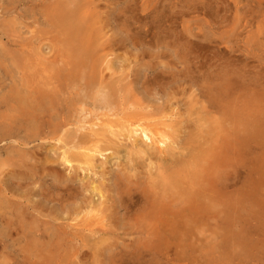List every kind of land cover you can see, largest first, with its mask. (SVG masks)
Wrapping results in <instances>:
<instances>
[{
    "label": "bare ground",
    "instance_id": "obj_1",
    "mask_svg": "<svg viewBox=\"0 0 264 264\" xmlns=\"http://www.w3.org/2000/svg\"><path fill=\"white\" fill-rule=\"evenodd\" d=\"M9 1H10V3L11 2L13 3V5L11 3L12 7L14 6V2H15V4H16V2H18V3H26L27 2L30 5L29 6L30 7V12H29L30 14L26 15L27 17H25L26 18L25 23H27L26 25H28V23H29L28 21H30V24L36 25L38 27V29L35 28L38 36L37 37L35 36V38L37 40L36 41L34 40L35 41L34 43H32L30 41H29L30 43L24 42L25 39L22 42H18V41H12L7 36L6 30H5L6 27L1 25V23L3 24L4 21L0 22V33H1L0 38L2 39V41H3L4 37L7 38V41L4 43L3 51L4 50H6L7 52L13 51V52L9 53L10 56L8 55V53L6 51H4V52L7 53L10 61L15 63L22 72L21 73L22 78L20 77L21 81H20V79H19L20 82L17 81L19 83L18 88L12 89V91H11L12 94L9 96L10 101H11L10 102L11 103L10 104L11 110L16 114V118H18L21 127H14L15 123L12 124L13 127H10V128L6 127V126L4 127L3 125H2L3 127H0V142L3 143V141L11 139L14 143L18 144L17 147H15L13 145V147L16 149L13 150L10 153V155H12L13 152H18L19 150H17V148L21 149L20 146L22 147V146L29 145V143L32 141V139H34L36 137L37 131H39V129L41 128V127L38 128L39 126L36 127V124L38 122H39V124H41L40 123L41 119L46 118L47 114H49L51 111H53L52 109H53V107H55L57 94L54 92V90L52 88H50V85H51L50 79H51V77L56 76L57 80H58L59 79L58 73L63 75L62 68H59L58 71L54 70L53 73H51V71H50L51 74H49V73L45 74V72H47V71L49 72V69L51 70V66H49L47 64L45 65V68L43 66L44 70H42L43 68L42 69L38 68L39 64L43 63V62H40L41 59H45V60L48 59V58L47 59L42 58L43 56L41 57V55H40L41 59L39 60V64L36 62L37 55L39 54V53L38 54L36 53V52H39L36 50H41L42 46L43 47L48 46L49 49L53 52L52 57H50L48 59L49 64L52 65L53 64L52 62L59 63V61L61 60L60 62H62L63 65L70 66L69 72L65 73V77L63 76V78H65V80L70 79V82L72 81L79 88L78 91H80L81 93H79L78 95H80V97H81V112L83 113V116L85 115V117H87L88 114L91 115L93 112L97 113V111L100 110L101 112L103 111L102 114L99 111V113L101 114V117H104L105 119H103V118L100 119V117H99L100 123L95 122V123H91L90 125H89L90 122L89 123H83L85 125L86 124L89 125V127H87L85 129L86 130L85 133L83 131L82 133H84V134H80L78 136L77 141L75 140L74 144H71V145H73L72 147H69V149H67V150L65 148L60 150V151H62V153H60L61 154V156H60L61 161L60 162H62L61 164L64 165L63 166L64 168L66 166V168H67V170H69V172L72 171L73 169H75V166H76L77 169H81L82 171L84 170L87 172L90 171L94 174V176H96V177L99 176L101 178V181L99 184H96L94 186L92 185L93 186V188H92L93 192H95L99 197V199H98L99 201L97 203H95V197L94 196L82 197L80 195V193L74 189V187L68 185L67 183L63 182L64 183L63 187H61V188L58 187L59 192L60 191L62 192V194H60L61 199L59 201L61 209L66 210L68 208V205H73V208H71V207L70 208L74 212L76 217H74L71 222L73 223V221H75L76 222L75 224H70V225L66 226L63 223H58L59 218H57L56 216L50 217L49 220H42V219H40L42 215L41 214L37 215L33 211L30 212V214H28V211L24 210L23 206H22L23 204H22L21 200L24 197L21 196L22 194L20 195V193L17 192L18 189L21 188V182L17 181V183H15V182H13V180L14 179L20 180L19 177L23 174H29V177L35 176L37 174L34 172L35 170H37L36 165L35 166L33 165L32 167L28 168V169H30L28 171H23L21 169L28 166L26 163L27 159L21 157L19 152H18L19 155H17V156H16V153L12 157H10L9 155H7L6 158L1 156L2 158H5V159H3L4 161L2 159H0V257H6V256L14 255L17 257H19V256L27 257V259L38 258V259H41V261H42L41 263H38V264H51L52 260L58 261L60 259L59 258L60 256H63L62 258L65 259L69 255L70 256H76V258H78L80 255L84 257L85 255L88 254L91 256H95V257L96 256H103L104 258L109 260V263L111 262L112 264H119L122 262V260L124 258L128 257L129 254H131L133 252L138 253L137 255H139V253L143 254L146 252H151V253L153 252L152 254H154V255L158 254L157 256H159L160 254L163 253L164 250H166L171 245H173V247H174L173 248L174 249V255H178L180 253L178 250L180 248V242H181L183 236L190 237V233L191 234L194 233L195 229H193V226L196 225L197 222L200 220L199 215H206V214L209 215V213L212 211L213 207H215V204L218 203L216 197H214V192L217 191V187L220 184H222L223 182L219 183L220 180L216 179L215 177L214 178L213 177H208V178L206 177L205 179L209 180V182H210L208 184L210 188L204 189V190L202 189L201 191H200V189H201L200 187H201L202 183L200 184V186H198V184L196 182L197 180H199L201 178V174H202V172H204V171H202L203 170L202 168L205 166L206 163L208 164V162L210 161V160L208 161L209 158H211V157L216 158L217 167L225 164L224 159H219L216 157L217 154H216L215 150H217L218 147H216L214 145L212 148H211V146H209L207 148H205L203 146V147H199L197 149H192V151L190 150L191 152L189 153V159L188 160L183 159L185 156L181 157V158L177 157V155L185 154L183 151V150H185V148H184L185 144L183 143V141L181 140V137H180V135L182 134V129H183L182 125H181L182 120L180 119L182 114L179 112V109L176 105L177 103L174 104L172 102L174 105L172 104L173 106L171 108H169L168 110H164L162 108L158 109L156 106H154V104L151 105L149 103L150 100H149V102L145 100V99H149V98L144 99L143 97L140 96V94H138L136 92L137 89L135 88V84H134L135 80H132V81L126 80L129 78V76H128V78H124V80L126 82L128 81V83H124L126 85H123L122 83L124 82V80L122 79V77H118V75H117V78H116L117 72L115 70H113V60L108 59L110 56H113V54H112L113 49L111 47L115 46V45L112 44V46L110 45L111 47L107 48L105 46V43L103 42L104 41L103 39L105 38L107 33H105L102 36V33H103L102 27L103 26H101V25L103 24V18L102 17H104V16H101V15L104 14V10H105L106 6L104 5L105 6L104 9H102V11H101L102 6L100 8V6L98 4V2L100 0H15V1L9 0ZM162 1L163 0H161L159 4L164 2V1L163 2ZM131 2L132 1L128 0V3H131ZM165 2H166V0H165ZM5 5H7V4H5ZM5 5H2V7ZM0 6H1V4H0ZM153 6H154V0H153V2L151 0H140V1L133 0V5H132L133 8L128 7V9L130 11V12L129 11L128 12L131 13L130 16L127 17L128 20L133 18L139 24L143 23L144 21H146V23H147V18H149L151 16H148L147 14H143V13L147 12L148 10L150 11L149 13L157 12V7L154 8ZM166 6H164V7H166ZM25 7H28V6L25 5L23 8H25ZM171 7H172V5H171ZM171 7L169 9H171ZM3 9L4 8H2L1 10H3ZM13 10H15V9L5 7V11L7 13H11V12H13ZM165 10L164 9L158 10V12H159V14H161V13L164 14ZM138 11H139V13H136ZM175 11H176V8H175ZM1 12H4V10ZM16 13H18V12H16ZM177 13H178V11L176 13H173V16L175 19H177V16H178ZM166 14H168V13H166ZM13 15L14 14H12V16ZM16 16H14V18ZM23 16H24V13H23ZM156 16L157 15L155 13V17ZM171 16H172V14H171ZM120 17H121V15H120ZM164 17H163V20H164ZM11 18H12V22H13L14 18L10 16V19ZM2 19H3V16H2ZM4 19H5V17H4ZM6 19H7V17H6ZM21 19H23V18H21ZM104 19H106V18H104ZM113 19L115 20V18H113ZM160 19H161V17H160ZM125 20H126V18H125ZM155 20H157V19H155ZM165 20H166V17H165ZM17 21H18V19H17ZM19 21H20V19H19ZM159 21L161 22L162 20H159ZM12 22H11V25L13 24ZM160 22H159V24H160ZM17 23L19 24V22H17ZM106 23H107V21H106ZM117 23H118V21H117ZM146 23L144 22V24H146ZM157 23H155V24L157 25ZM169 23H171V22H169ZM20 24H22V23H20ZM159 24H158V26H159ZM163 25H165V24L163 23ZM22 26H23V24H22ZM145 26L146 25L142 24V27L145 28ZM24 28L26 30V27H24ZM161 29H163V28H161ZM152 30H154V28ZM144 31H145V29H144ZM19 33H22V32L19 31ZM254 35H255V33H254ZM250 40H251V36L249 35L245 44L246 45L249 44ZM133 41H134V39H133ZM195 41L188 40V44L186 45V47L191 48V51H194V53H198V52H195V49L196 48L197 49H204L205 45H204V47L200 46V43L195 42ZM42 42H44V45L41 44L42 45L41 48L36 49V44L42 43ZM5 48H7V49H5ZM13 48H15V49H13ZM32 49L34 50V52L36 51L35 54L32 52ZM206 50H207V53L210 52L209 48ZM4 52H2V53H4ZM4 54H2V55H4ZM184 54H186V53H184ZM7 55L5 54L6 57H7ZM46 55H48V54H46ZM1 57L2 56L0 55V59L2 60ZM175 58H176V56H174V60H175ZM50 59L52 62L49 61ZM202 59L204 60V58H202ZM180 60L181 59H179V61ZM235 60H237V59H235ZM176 61H178V59ZM179 61H178V63H179ZM101 62L102 63L105 62L104 64H106V68H104V69L111 71V75L109 74V77H107V76L105 77L101 71H98V67H99V64H101ZM7 63H9V62H7ZM174 63H175V61H174ZM188 63H189V60H188ZM237 63H240V61ZM186 64L187 63H185V67H186ZM228 64H229V62H228ZM101 65H103V64H101ZM101 65H100V67H101ZM54 66H55V64H54ZM54 66L52 68H54ZM241 66H243V65H241ZM8 67H10V66H8ZM8 67H6V68H8ZM137 67H139V66H137ZM166 67H167V65H166ZM200 67H201V65H200ZM211 67L212 66L210 65V68ZM234 67H232V68L234 69ZM239 67H240V65H239ZM245 67H247V66H245ZM10 68H12V67H10ZM56 68L58 69V67H56ZM179 68H177V71ZM186 68L188 70V74L184 75L185 78H184V80L182 79V82L188 83L191 90H192V88L197 87V90H199V93H198L199 98H201L200 100L204 99V101L206 103V106H204L202 104V107L210 110L209 113L218 114L220 119L222 120L221 122H224V124L226 123V127H227V121H228V123H230L229 121L231 120V117H233L232 122H236V123L244 122V117L241 116V114H240L241 112H238L239 109L238 110L235 109V110H237L238 113H235L236 111L234 110V107L236 104L235 100L237 97L240 98V96H238L239 95L238 94L239 89L233 84L234 83L233 81H235V80L232 81V78H229V77H228V79L225 78L226 79L225 80L221 76H220V78H219V76H217L218 77L217 79H211V77L206 78V76L204 77V75H202L201 77H197L195 75L191 76L192 75L191 73L195 74V72H197L198 69L196 67L194 69V67L192 65L188 66ZM221 68H222V66H221ZM241 68H243V67H241ZM162 69H164V68L162 67ZM201 69H202V67H201ZM201 69H199V70H201ZM219 69H220V67H219ZM226 69H227V67H226ZM7 70L8 69H6V71ZM156 71H158V69ZM165 71H166V69H165ZM207 71H209V70H207ZM220 71H221V69H220ZM226 71H224V72L226 73ZM233 71L234 70H232V72ZM217 72H218V70H217ZM239 72H241V71H239ZM120 73H121V71H120ZM147 73H149V72H147ZM174 73H175V71H174ZM157 74H158L157 72L152 73L151 75L153 77H149L150 75H148L146 77V79L141 83L142 87L144 88L143 89L144 92L146 94L148 93V95H151V94L153 95L155 93V90H157V89L164 91L165 88H172V90H174V91L170 90L171 93L169 92V94L172 96V94L175 95V93H176L175 89L180 88L182 86V85L181 86L179 85V81L177 84V81H174V79L168 78L167 76H165L166 78L161 77L159 79V75H157ZM201 74H202V72H201ZM211 74H215V73L213 72ZM230 74H232V73H230ZM233 74L236 75L235 71ZM238 74L239 73L237 72V75ZM161 75H163V74H161ZM235 75H233V76H235ZM8 76H9V73H8ZM113 76H115V78ZM214 76H216V75H214ZM242 78L240 79L241 81L246 79V77L244 79H242ZM7 79H10V76ZM129 80H130V78H129ZM5 81H6V78H5ZM246 81H247V79H246ZM68 82H69V80H68ZM213 84H214V86H212ZM69 86L70 85L68 84V87ZM142 87H140V88H142ZM184 89H186V88H184ZM190 91H189V93H191ZM183 92H184V90H183ZM245 92H246V90H245ZM195 93H197V92H195ZM167 94H168V92H167ZM192 94H193V91H192ZM58 95H59V93H58ZM156 95L153 97H156ZM164 95H162V97ZM168 97H169V95H168ZM189 97H190V95H189ZM5 98H7V97H5ZM57 99H59V96ZM179 99L180 98L175 99V101L179 100ZM183 99L186 102L187 99L186 100H185V98H183ZM183 99H182V101H183ZM198 99H197V101H198ZM173 100H174V97H173ZM168 101H170V100H168ZM3 102H4V100H3ZM188 103H186V104H188ZM242 104L243 105L245 104L244 100L242 101ZM5 105H6V101H5L4 107H5ZM76 105H77V103H76ZM87 105H93L94 111L88 110L86 107ZM197 105H198V103H197ZM163 106H164V104H163ZM199 106H201V105H199ZM240 107H242V106H240ZM72 109L74 111L73 107H72ZM195 110H197V109H195ZM194 112H196V111H194ZM196 113H195V115H196ZM198 113H200V112H198ZM194 117H196V116H194ZM259 117L260 116H258V118ZM96 118H97V116H96ZM10 119L12 120L11 117H10ZM198 119H197V123H198ZM9 120L7 122H9ZM96 120H98V119H96ZM96 120H94V121H96ZM214 120H216V118ZM254 121H255V123H254ZM200 122H201V120H200ZM258 122H259L258 120H253L252 123H254V124L251 125L253 127V132L251 130L250 131L252 132V134H254V137H253L254 141H255V139L257 140L259 138V135H260L259 132L262 131V130H259L257 128V127L261 126L260 124L258 125ZM262 122L264 123V120ZM211 124L212 125L216 124V127H222V125H223V123L221 125V123L218 121H216V122L214 121ZM199 125H200V123H199ZM201 125L203 126V124H201ZM242 125H244V123ZM7 126H9V125H7ZM77 127H79V125ZM179 127H181V129ZM205 127L207 128V126H205ZM210 127H212V126L210 125ZM244 127H247V125L245 124ZM80 128L84 129L85 126H81ZM233 129H235V128H233ZM241 130L242 129H240V131ZM23 131H25L24 135L21 134ZM210 131H205L204 132L205 134L203 132L201 134L198 133V135H196L195 137L196 138L197 137H199V138L208 137L209 138L210 136H208V135L213 134V132H212L213 130L210 129ZM263 131H264V129H263ZM242 132H240V133H242ZM66 133H67V131H66ZM188 133H190V132H188ZM215 134L217 135V133H215ZM246 134H247V132H246ZM65 136L66 135H64V137ZM211 137H213V136H211ZM228 137H226V138H228ZM240 137H242V135ZM261 137L262 136L260 135L259 140L261 139ZM15 138H17V139H15ZM247 139H248V137H247ZM53 140H55V139H53ZM69 140L70 139L67 140L68 143L65 141L64 144H66V143L70 144ZM189 141L193 142L194 138L192 137L191 139H189ZM123 142H127V144L125 143L126 146L124 145L125 146L124 148L128 149L127 150L128 151V155H127L128 162L126 163V161H125L126 164L123 165L121 168L122 170H124V173H116V171H115V175H114V174H111V173H113V171L108 170L105 167V165L107 164L108 160L111 159V157H113L114 155H118L119 151L121 153L120 147L122 148ZM228 142H227V144H228ZM241 142H243V141L241 140ZM9 143L12 144V142H9ZM67 144L65 146H67ZM188 144H189V142H188ZM199 144H200V142H199ZM232 144H234V143L232 142ZM203 145H206V144H203ZM242 145H243V143L241 144V146ZM193 146H195V145H193ZM5 147L6 146H4L3 148L5 149ZM186 147H187V145H186ZM245 147H246V145H245ZM107 152H112V154L106 156L105 161H99L98 160L99 156L104 157V153H107ZM258 152H259V150H258ZM253 155H256V154H253ZM48 156H50V155H48ZM187 156H188V154H187ZM16 157H18V158H16ZM235 157H236V155H235ZM120 158H121V156H120ZM139 159H141L142 162H139L138 161ZM253 159H254V157H253ZM248 161H250V159ZM46 162H42L43 166L39 169L41 172H44L46 170V166H45ZM242 162H244V161H242ZM261 163H262V161H261ZM36 164H37V162H36ZM38 164H40V166H41V163H38ZM235 165H236V163H235ZM246 165H248V164L246 163ZM246 165L244 164V166H246ZM252 165H254V164H252ZM141 166L143 168L144 167H147V168H144V171H143ZM4 167H6V168L3 169ZM98 167L99 168L102 167V169H101L102 171L98 172V170H97ZM234 167H236V166H234ZM243 167L241 166V168H243ZM258 167H260V166H258ZM1 168L3 169L2 171H1ZM230 169H231V166H230ZM241 170L242 169H240V171ZM243 170H245V168ZM231 171H232V169H231ZM263 171H262V173H263ZM143 173L145 174L144 177L141 176ZM237 173H240V172L238 171ZM218 174H219V172H218ZM245 174H247V173H245ZM250 174H252V173H250ZM243 175H244V173H243ZM107 176H112V177L108 179ZM243 177H245V176H243ZM36 178H38V177L36 176ZM217 178H219V177L217 176ZM68 180L72 182L71 179H68ZM200 180H202V179H200ZM35 181L36 180H34V182ZM57 182H59V181H57ZM92 182L96 183V181H92ZM229 182H231V181H229ZM224 186H226V185L223 184V187ZM230 186H232V185H230ZM43 193L44 192H42V194ZM247 193H249V192H247ZM240 194L242 195V193H240ZM220 195L222 196V193ZM200 196H204L205 200L206 199L209 200V203H205V202L203 203L202 201H199V199H197V198H200ZM78 199H80V200L78 201ZM220 199L222 201V198H220ZM27 201H29V200H27ZM222 204H223V202H222ZM242 204H244V203H242ZM248 205H249V203H248ZM237 208H238V206H237ZM250 208L251 207H249V209ZM31 210H32V208H31ZM257 211H259V210H257ZM224 213L226 214V212H224ZM239 213H241V212H239ZM69 214H70V212H69ZM211 214H214V211ZM71 215H72V213H71ZM45 216L46 215H44V217ZM78 216H80V217H78ZM213 216L214 215H212V217ZM226 217H224V218H226ZM204 219H205V217H204ZM213 220H215V219H213ZM223 222H222V224L225 223V222L224 223ZM240 224H241V221H240ZM225 225H226V223H225ZM184 226L185 227L187 226L189 229L188 231L186 230V233H187L186 235H184L183 230H181L182 227H184ZM229 227H230V224H229ZM68 228H70L71 230H68ZM72 230H75V232H77V233L72 232ZM120 230H123L122 235L127 236L129 238L133 235H138V237L139 236L141 237V240L143 238L144 239L148 238V240H145L143 242H138L136 240L133 241L132 239H128V241H125L123 244L119 245L120 243L119 244H118V242L116 243L115 239L121 235V234H119ZM191 230H193V231H191ZM241 235H242V233H241ZM244 238H242V239L244 240ZM124 240H126V239H124ZM183 240H185V239L183 238ZM18 242L19 243L24 242V245L17 249L16 245L19 244ZM191 242H193V241H191ZM69 244H70V247H69L70 249L66 248V250H65V248H64L65 245L68 246ZM84 249H87V250H84ZM63 251H66V252H64V254H62ZM148 254L152 255L150 253H148ZM70 260H71V258H70ZM75 260H77V259H75ZM136 260H138V259H136ZM152 260H153V257H152ZM175 260H176V258H175ZM65 261H66V259H65ZM52 262H54V261H52ZM141 263H143V262H141ZM57 264H58V262H57Z\"/></svg>",
    "mask_w": 264,
    "mask_h": 264
},
{
    "label": "rangeland",
    "instance_id": "obj_2",
    "mask_svg": "<svg viewBox=\"0 0 264 264\" xmlns=\"http://www.w3.org/2000/svg\"><path fill=\"white\" fill-rule=\"evenodd\" d=\"M129 1H132V2L128 3V0H100L98 2L100 8L102 6L101 11H102V9H104L105 6L107 7V8L105 7L104 14L101 15V16H104V17H102L103 18V24L101 25V26H103L102 27L103 33L102 32L101 33H102V36L105 33H107V35L103 39L104 40L103 42L105 43V46L107 48L111 47L112 44L115 45V46L111 47L113 49V51H112L113 56H110L108 59L113 60V70H115L117 72L116 78L118 75V77H122V79L124 80V78H128V76H129L130 80H129V78L126 80H128V81L135 80L134 84H135V88L137 89V90L135 89L136 92L138 94H140V96L143 97L144 99L149 98V99H145V100L148 102L150 100L149 103L151 105L154 104V106H156L158 109L162 108L164 110H168L174 104L177 103L176 105L179 109V112L182 114L180 119L182 120L181 125H182L183 129H182V134L180 135V137H181V140L183 141V143L185 144L184 145L185 150H183L185 154L177 155L178 158L185 156L183 159L188 160L189 159V153L192 151V149H197V148L203 147V146L205 148L211 146V148H212L215 145L216 147H218L217 150H215V152L217 154L216 157L219 159H224L225 164L221 165L222 167L221 166L217 167L216 158L211 157L208 159V161L210 160L208 162V164L206 163L205 166L202 168L203 169L202 171H204V172H202L201 178H200L202 180L199 179L196 181L198 186H200V184L202 183L201 187H200L201 188L200 191L202 189L204 190V189L210 188L208 185L210 182H209V180L205 179L206 177L207 178L208 177H213V178L215 177L216 179L220 180L219 183L223 182L222 184H220L217 187V191L214 192V197H216L218 203L215 204V207H213V209L209 213V215L208 214L199 215L200 220L197 222L196 225L193 226V229H195V230H194V233H192V234L190 233L191 238L188 236H183V238L185 240H183V238H182V240L180 242V248L178 250L180 252L178 254L179 256L174 255V249H173L174 247H173V245H171L166 250H164L163 253L160 254L159 256H157L158 254H155V255L152 254L153 252L152 253L146 252L143 254L139 253L140 256L137 255L138 253L133 252V253L129 254L128 257L124 258L122 260V262L119 264H123L124 262H125L124 264H133V263L134 264H143V263L144 264H264V171H263L264 170V162H263L264 161V131H263L264 123L262 122L264 120V117H263L264 116V107H263L264 106V96H263L264 95V86H263L264 85V0H194V1L193 0H166V2H165V0H163L164 2L162 1L163 3H161V4H159L161 0H154V6L153 7L154 8L157 7V12H155L157 16L155 17V13H149L150 12L149 10L147 12L143 13V14H147L148 16H151V17L147 18V23H146V21H144L146 24H144V22L139 24L133 18L128 20L127 17H129L131 14V13H129L130 11H129L128 7H132V5H133V0H129ZM137 1H140V0H137ZM151 1L153 2V0H151ZM0 2H1L0 3L1 4V6H0V16H1L0 22L4 21L3 24L1 23V25L6 27L5 30H6L7 36L12 41L22 42L25 39L24 42L34 43L37 40L35 38V36L36 37L38 36V34L36 32V29H38V27L36 25L30 24V21H28L29 22L28 25H26L27 23H25V19H26L25 17H27L26 15L30 14L29 13L30 12V7H29L30 5L27 2L26 3L16 2V4H17L16 5L14 2V6L12 7L13 3L11 2L12 3V5H11L9 0H0ZM5 4H7V5H5ZM2 5H5V6L2 7ZM25 5L28 7L23 8ZM171 5H172V7H171ZM164 6H166V7H164ZM5 7L6 8H14L15 10H13V12H11V13H7L5 11ZM170 7H171V9H169ZM2 8H4L3 9L4 12H1V11H3V10H1ZM175 8H176V11H175ZM163 9L164 10L166 9L165 13L159 14L158 10H163ZM177 11H178L177 15L179 17L177 16V19H175L173 16V13H176ZM16 12H18V13H16ZM23 13H24V16H23ZM136 13H139V11ZM166 13H168V14H166ZM170 13L172 14V16ZM12 14H14V15L12 16ZM120 15L122 18L120 17ZM2 16H3V19H2ZM10 16L13 18H14V16H16L17 18L15 17L13 22H12V18L10 19ZM164 16L166 17V20H165ZM4 17H5V19H4ZM6 17H7V19H6ZM160 17H161V19H160ZM163 17H164V20H163ZM21 18H23V19H21ZM104 18H106L107 20ZM113 18H115V20ZM125 18H126V20H125ZM17 19H18V21H17ZM19 19H20V21H19ZM155 19H157V20H155ZM159 20H162V21L160 22ZM106 21H107V23H106ZM117 21H118V23H117ZM11 22L13 23L12 24L13 26L11 25ZM17 22H19V24ZM159 22H160V24H159ZM169 22H171V23H169ZM20 23H22L23 26ZM155 23H157V25ZM163 23L165 25H163ZM142 24L146 25L145 28L142 27ZM158 24H159V26H158ZM24 27H26V30ZM153 28H154V30H152ZM161 28H163V29H161ZM144 29H145V31H144ZM19 31L22 32L24 35L22 33H19ZM254 33H255V35H254ZM249 35L251 36V40L249 41L250 43L248 42L249 44L246 45L245 43H246ZM0 37H1V33H0ZM133 39H134V41H133ZM188 40H192V41L196 40L195 42L200 43V46L204 47V45H205V47H204V49H197L196 48L195 52H198V53H194V51H191V48L186 47V45L188 44ZM6 41H7L6 37L3 38V41H2V39L0 40V55L2 56L1 57L2 60L0 59V62L2 61L0 63V77H1L0 78V102L2 101L0 103V112H1L0 113V122H1L0 127L6 126V127L10 128V127H13L12 124H14V123H15L14 127H21L18 118H16V114L11 110V107H10L11 101H10L9 96L12 94V92H11L12 89L18 88L19 83L17 81H19L20 77L22 78V74H21L22 72L18 68V66L15 63H13L12 61H10V59H9V56H10L9 53L13 52V51L7 52L6 50H4L8 53L9 56L7 55V53H5L3 51L4 43ZM41 44L44 45V42L36 44V49L41 48V46H42ZM113 47L114 48L116 47V48L114 49ZM208 48L210 49L209 53H207V50H206ZM5 49H7V48H5ZM13 49H15V48H13ZM36 51H39V52H36ZM36 51L35 52L37 54L39 53L38 54L39 56L37 55V59H36V62L38 64H39V60L41 59L42 56H43L42 58H46V59L48 58L49 59L53 55V52L49 49L48 46H44V47L42 46L41 50H36ZM2 52H4L7 55V57ZM32 52L35 54L33 49H32ZM184 53H186V54H184ZM2 54H4V55H2ZM46 54H48V55H46ZM40 55H41V57H40ZM174 56H176L175 60H174ZM202 58H204V60ZM234 58L237 60H235ZM48 59L47 60L41 59L40 62H43V63L39 64L38 68L42 69L43 66L45 68L46 64L51 66V70L49 69V72L47 71V72H45V74H48V73L51 74L54 72V70L58 71L59 68H62L63 75L58 73V75H59L58 80H57L56 76L51 77V79H50V83H51L50 88H52L54 90V92L57 94L56 95L57 98L59 96V99L56 98L55 107H53V109H52L53 111H51L49 114H47L46 118L41 119V121H42V122L40 121L41 124H39V122L36 124V127H38V126H39L38 128L41 127L39 129V131H37L36 137L34 139H32V141L29 143V145L22 146V147L20 146L21 149L17 148V150H19L18 152L20 153V156L27 159L26 163L28 166L21 169V170L28 171V170H30L28 168L32 167L33 165L34 166L36 165L37 170H35L34 172L37 174L33 177H29V174H23L21 176L19 175L20 180L14 179L13 182H15V183H17V181L21 182V188L18 189L17 192H19L20 195L22 194L21 196L24 197L21 200L22 204H23L22 206H23L24 210L28 211V214H30V212H32V211L37 215L41 214L42 216L40 219H42V220H49L50 217L56 216L57 218H59L58 223H63L64 225L68 226L70 224L76 223L75 221H73V223L71 222L72 219L74 217H76V215L71 210V208H73V205H68V208L66 210L61 209L59 201L61 199L60 194H62V192L61 191L59 192L58 187L61 188V187H63L64 183H67L68 185L74 187V189L77 190L82 197L94 196L95 197V203H97L99 201L98 200L99 197L95 192H93L92 188L94 185L100 183L101 178L99 176H97V177L94 176V174L90 171H89L90 172L89 173L87 171H84V170L82 171L81 169H77L76 166H75L76 170L73 169L72 171L69 172V170H67L66 166L64 168L63 167L64 165H62L61 164L62 162H60L61 161V157H60L61 154L60 153H62V151H60V150H62L63 148H65L67 150V149H69V147H72L73 145H71V144H74L75 140L77 141V138L80 134L85 133V131H86L85 129L87 127H89V125L91 123H95V122L100 123L99 120L101 118H103V119H105V118L101 117V114L103 111L101 112L100 110H98L97 113L93 112L91 115L88 114L89 116L87 115V117H85V115L83 116V113L81 112V97H80V95H78L79 93H81L80 91H78L79 88L76 86L75 83H73L72 81L70 82V79L65 80V78H63V76L65 77V73L69 72L70 66L63 65V63L60 62L61 60L59 61V63H60L59 64V63L52 62L50 59L49 61H51L53 63L51 65V64H49ZM177 59H178V61H179V59H181L179 61V63H178V61H176ZM188 60H189L190 64L188 63ZM238 60L240 61V63H237V62H239ZM174 61H175V63H174ZM7 62H9V63H7ZM228 62H229V64H228ZM104 63L105 62H103V63L101 62V64H103V65L99 64L98 71H101L105 77L106 76L109 77V74L111 75V71L104 69V68H106V64H104ZM185 63H187L186 67L192 65L194 67V69H195V67L198 69L197 72H195V74L191 73L192 74L191 76L195 75L197 77H201L202 75H204V77L205 76H206V78L211 77V79H217L218 78L217 76H219V78L221 76L224 79L225 78L228 79V77H229V78H232V81L235 80L236 82L233 81L234 82L233 84L239 89L238 90V94H239L238 96H240V98L239 97L236 98V100H235L236 104H235L234 110L239 109L238 112H241L240 114H241V116L244 117V122H239V123L232 122L233 117H231V120L229 121L230 123H228V121H227V127H226V123L224 124V122H221L222 120L220 119L218 114L209 113L210 110L202 107V104L204 106H206V103H205L203 98H202L203 100H200L201 98H199V94H198L199 90H197V87H194L191 90L188 83L182 82V79L184 80V78H185L184 75L188 74V70L185 67ZM54 64H55V66H54ZM100 65L102 68L100 67ZM166 65H167V67H166ZM200 65H201L202 69H201ZM210 65L212 66L211 68H210ZM239 65H240V67H239ZM241 65H243V66H241ZM8 66H10L12 68H10ZM53 66H54V68H52ZM137 66H139V67H137ZM221 66H222V68H221ZM245 66H247V67H245ZM4 67L5 68L8 67V68H6L8 70L6 71V69ZM56 67H58V69ZM162 67L164 69H162ZM219 67H220L221 71H220ZM226 67H227V69H226ZM232 67H234V69ZM241 67H243V68H241ZM44 68L42 70H44ZM177 68H179L178 71H177ZM157 69H158V71H156ZM165 69H166V71H165ZM199 69H201V70H199ZM207 70H209V71H207ZM217 70L219 73L217 72ZM232 70L235 71L236 75L233 74L234 71L232 72ZM50 71H51V73H50ZM120 71H121V73H120ZM174 71H175V73H174ZM212 71L215 74H211V73H213ZM224 71H226V73ZM239 71H241V72H239ZM147 72H149V73H147ZM156 72L158 73L157 75H159V79L161 77L166 78L165 76H167L168 78H171V79H174V81H177V84L179 81V85L180 86L182 85L180 88L175 89V91H176L175 95L172 94V96L174 95L173 96L174 100H173V97L169 94V92L171 93V91H174V90H172V88H165L164 91L157 89V90H155V93L157 95L155 93L153 95L152 94L148 95V93L146 94L144 92V90H143L144 88L142 87L141 83L146 79V77L148 75H150L149 77H153L151 74L156 73ZM201 72H202V74H201ZM237 72L239 73L238 75H237ZM8 73H9L10 79H7V78H9ZM230 73H232V74H230ZM161 74H163V75H161ZM214 75H216V76H214ZM233 75H235V76H233ZM113 77L115 78V76H113ZM245 77H246L247 81H246V79H244ZM5 78H6V81H5ZM241 78L244 80L241 81L240 80ZM68 80L70 83L68 82ZM20 81H21V79H20ZM128 81L126 82L124 80V82L122 84L126 85L124 83H128ZM68 84L70 85L69 87H68ZM212 86H214V84ZM140 87H142V88H140ZM184 88H186V89H184ZM183 90H184V92H183ZM245 90H246V92H245ZM189 91L191 93H189ZM192 91H193V94H192ZM57 92L59 93V95ZM167 92H168V94H167ZM195 92H197V93H195ZM155 95H156V97H153ZM162 95H164V96L162 97ZM168 95H169V97H168ZM189 95H190V97H189ZM5 97H7V98H5ZM182 97L185 98V100L187 99L186 102L184 101V99ZM178 98H180V99L175 101V99H178ZM182 99H183V101H182ZM197 99H198V101H197ZM3 100H4V102H3ZM168 100H170V101H168ZM243 100L245 103L244 105L242 104ZM5 101H6V105L4 107ZM196 102L198 103V105ZM76 103H77V105H76ZM186 103H188V104H186ZM163 104L165 107L163 106ZM199 105H201V106H199ZM238 106L239 107L242 106V107L239 108ZM72 107L74 108V111H73ZM86 107L88 110L94 111L93 105H87ZM195 109H197V110H195ZM237 110H235L236 111L235 113H238ZM99 111L101 112V114L99 113ZM194 111H196L197 113ZM198 112H200V113H198ZM195 113H196V115H195ZM96 116H97V118H96ZM194 116H196V117H194ZM258 116H260V117L258 118ZM10 117L12 118V120L10 119ZM99 117H100V119H99ZM95 118L98 120H96ZM196 118L197 119L199 118L198 123H197ZM213 118L214 119L216 118V120H214ZM193 119L194 120L196 119V120L194 121ZM252 119L258 120L259 121L258 125L259 124L261 125V126L257 127L259 130H262V131H260L261 133L259 132V134L262 136L260 140H259V138H260V135H259V138L257 140L255 139V141H254V138H253L254 134H252L253 127L251 125L254 124L255 121H254V123H252V121H253ZM8 120H9V122H7ZM94 120H96V121H94ZM200 120H201V122H200ZM214 121L220 122L221 125L223 123V125L225 127L223 125H222V127H216V124L212 125L211 123H213ZM83 123H89V125H87V124L85 125ZM199 123H200V125H199ZM243 123H244V125H242ZM6 124L9 126H7ZM77 124L79 125V127H77L78 126ZM201 124H203V126ZM245 124L247 125V127H244ZM210 125L212 127H210ZM81 126H85V128L84 129L80 128ZM205 126H207V128ZM179 128L181 129V127H179ZM233 128H235V129H233ZM210 129L213 130L212 132L214 135L213 134L208 135V136H210L209 138L208 137H205V138H199V137L196 138L195 137L196 135H198V133L201 134L202 132L204 133L205 131H210ZM240 129H242V130L240 131ZM66 131H67V133H66ZM83 131H84V133H82ZM188 132H190V133H188ZM240 132H242V133H240ZM246 132H247V134H246ZM215 133H217V135ZM21 134L24 135L25 131H23ZM64 135H66L65 136L66 138L64 137ZM241 135H242V137H240ZM191 136L194 138L193 142L189 141V139L192 138ZM211 136H213V137H211ZM246 136L248 137V139ZM183 137L185 139L187 138L186 139L187 141ZM226 137H228V138H226ZM15 139H17V138H15ZM53 139H55V140H53ZM68 139H70L69 140L70 144H67ZM9 140L3 141V143L0 142V148H1L0 149V159H2V160L5 159L7 157V155H9L10 157L14 156L15 153H16V156L19 155L18 152H13V154L10 155V153L16 149L13 147V145L15 147H17L18 144L14 143L11 139H9ZM241 140L243 142H241ZM65 141L67 142L66 143L67 146H65L66 144H64ZM9 142H12V144ZM188 142H189V144H188ZM199 142H200V144H199ZM227 142H228V144H227ZM232 142L234 144H232ZM125 143L127 144V142H123L122 148L120 147L121 153L119 151L118 155H114L113 157H111V159H109L107 164H106L107 166L105 165V167L108 170L113 171V173H111V174L115 175V171H116V173H124V170H122L121 168L123 165H125L128 162V157H127V155H128L127 150L128 149L124 148L126 146ZM242 143H243V145L241 146ZM203 144H206V145H203ZM186 145L189 149L186 147ZM193 145H195V146H193ZM245 145H246V147H245ZM4 146H6L5 149L3 148ZM258 150H259V152H258ZM111 154H112V152L104 153V157L99 156L98 160L99 161H105V157L108 155H111ZM187 154H188V156H187ZM253 154H256V155H253ZM48 155H50V156H48ZM235 155H236V157H235ZM1 156L5 157V158H2ZM120 156H121V158H120ZM253 157H254V159H253ZM16 158H18V157H16ZM248 158L250 159V161H248L249 160ZM125 161H126V163H125ZM138 161L142 162L141 159H139ZM242 161H244V162H242ZM261 161H262V163H261ZM36 162H37V164H36ZM42 162H46V164H45L46 170L44 172H41L39 170L43 166ZM38 163H41V166ZM235 163H236V165H235ZM243 163L245 165L247 163L248 164V165H246L247 167L244 166ZM252 164H254V165H252ZM233 165L236 167H234ZM230 166H231V169L233 172L231 171ZM241 166L242 167L244 166V167L241 168ZM258 166H260V167H258ZM5 168L6 167H4L3 169H5ZM141 168L144 171V168H147V167L143 168L141 166ZM239 168L242 170L240 171ZM244 168H245V170H243ZM3 169L1 168V171ZM101 169H102V167H100V168L98 167V169H97L98 172L102 171ZM237 170L240 173H237L238 172ZM262 171H263V173H262ZM218 172L220 175L218 174ZM243 173H244V175H243ZM245 173H247V174H245ZM250 173H252V174H250ZM36 176L38 178H36ZM141 176L144 177L145 174L143 173ZM217 176L219 178H217ZM243 176H245L246 178ZM111 177L112 176H107L108 179ZM226 177L227 178L229 177L228 178L229 180ZM68 179H71L72 182L69 181ZM34 180H36L37 182L36 181L34 182ZM57 181H59V182H57ZM92 181H96V183H93ZM229 181H231V182H229ZM223 184L226 185L227 187L226 186L223 187ZM230 185H232V186H230ZM42 192H44V193L42 194ZM247 192H249V193H247ZM221 193H222V196L220 195ZM240 193H242V195ZM220 198H222V201ZM197 199H199V201H202L203 203L204 202L209 203V200H207V199L205 200L204 196H200V198H197ZM27 200H29V201H27ZM79 200L80 199H78V201ZM222 202H223V204H222ZM242 203H244V204H242ZM248 203H249V205H248ZM237 206H238V208H237ZM249 207H251V208L249 209ZM31 208H32V210H31ZM257 210H259V211H257ZM213 211H214V214H211ZM69 212H70V214H69ZM224 212H226V214ZM239 212H241V213H239ZM71 213H72V215H71ZM44 215H46V216L44 217ZM212 215H214L213 216L214 218L212 217ZM78 217H80V216H78ZM204 217H205V219H204ZM224 217H226V218H224ZM213 219H215V220H213ZM223 221L226 223V225ZM240 221H241V224H240ZM222 222L224 224H222ZM229 224H230V227H229ZM68 230H71V229L68 228ZM181 230H183L184 235H186L187 234L186 230L188 231L189 229L187 226L186 227L184 226V227H182ZM191 231H193V230H191ZM72 232H75V230H72ZM122 232H123V230H120L119 234L122 235ZM75 233H77V232H75ZM241 233H242V235H241ZM121 235L115 239L116 243L117 242H118V244L120 243L119 245L123 244L125 241H128V239H132L133 241L136 240L138 242H143L145 240H148V238H146V239L143 238L141 240V237L140 236L138 237V235H133L130 238L127 236H124V235L121 236ZM242 238H244V240ZM124 239H126V240H124ZM191 241H193V242H191ZM23 245H24V242H21V243L16 245V248L18 249L19 247H21ZM69 247H70V244L68 246L65 245L64 248L66 250V248L70 249ZM84 250H87V249H84ZM64 252H66V251H63L62 254H64ZM148 253H150L152 255H149ZM62 257L63 256H60L59 257L60 259L58 261L52 260L54 262L51 261V264H57V262H58V264H60V263L61 264H71V263L72 264H110L111 263V262L109 263V260L104 258L103 256H96L95 257V256H91L88 254L85 255L84 257L80 255L78 258H76V256H70L69 255L65 258L66 261ZM152 257H153V260H152ZM70 258H71V260H70ZM135 258L138 260H136ZM175 258H176V260H175ZM37 259L38 258L27 259V257H23V256L17 257V256L12 255V256L0 257V264H17V263L18 264H27L28 262H29L28 264H38V263L42 262L41 259H38V260ZM75 259H77V260H75ZM140 261L143 263H141Z\"/></svg>",
    "mask_w": 264,
    "mask_h": 264
}]
</instances>
